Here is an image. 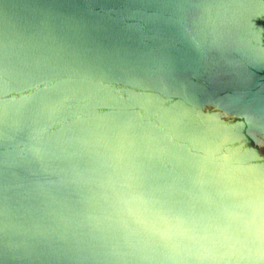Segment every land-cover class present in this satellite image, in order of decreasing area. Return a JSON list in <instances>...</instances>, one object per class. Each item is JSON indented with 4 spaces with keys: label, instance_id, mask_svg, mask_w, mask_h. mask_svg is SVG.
Instances as JSON below:
<instances>
[{
    "label": "water",
    "instance_id": "obj_1",
    "mask_svg": "<svg viewBox=\"0 0 264 264\" xmlns=\"http://www.w3.org/2000/svg\"><path fill=\"white\" fill-rule=\"evenodd\" d=\"M0 264H264V0H0Z\"/></svg>",
    "mask_w": 264,
    "mask_h": 264
}]
</instances>
